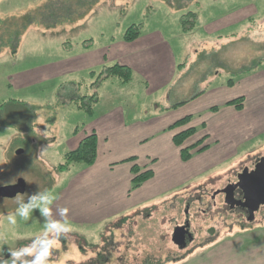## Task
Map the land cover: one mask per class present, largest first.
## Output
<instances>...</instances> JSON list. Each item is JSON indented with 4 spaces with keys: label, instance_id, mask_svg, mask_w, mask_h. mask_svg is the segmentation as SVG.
<instances>
[{
    "label": "rangeland",
    "instance_id": "obj_1",
    "mask_svg": "<svg viewBox=\"0 0 264 264\" xmlns=\"http://www.w3.org/2000/svg\"><path fill=\"white\" fill-rule=\"evenodd\" d=\"M250 1L257 14L241 21V9ZM250 1L92 0L88 5L79 0H0V187L20 179L27 187L22 201L0 198V235H82L87 251L113 241L115 259L125 255L126 264H264V207L248 220L231 212L222 195L212 203L215 192L264 157V135L237 146L231 159L203 172L198 170L204 157L182 164L187 182L148 203L138 218L124 224L67 223L68 230L48 231L50 222L38 209L29 219L17 216L15 224L6 219L32 196L52 193V207L82 165L58 169L70 151L67 141L88 124L90 116L80 98L89 93L86 103L94 105L91 83L97 78L83 75V82L75 73L60 76L59 66L73 60L85 41L93 40L94 50H100L123 39L132 25H141V33L161 28L176 43L178 58H187L172 103L191 102L212 84L237 83L255 69L264 70V0ZM188 11L197 14V26L185 33L179 18ZM227 14V20L218 21ZM219 27L222 30L215 31ZM117 81L103 82L99 97L122 100L114 98L119 95ZM142 98L130 97L139 107L147 103ZM218 145L223 151L231 149L222 140ZM217 156L206 157L211 162ZM188 207L195 241L179 250L171 237Z\"/></svg>",
    "mask_w": 264,
    "mask_h": 264
},
{
    "label": "crops",
    "instance_id": "obj_2",
    "mask_svg": "<svg viewBox=\"0 0 264 264\" xmlns=\"http://www.w3.org/2000/svg\"><path fill=\"white\" fill-rule=\"evenodd\" d=\"M244 6L241 9L244 19L241 21L257 14L251 1ZM180 12H175V15ZM229 15L218 21L227 20ZM210 23L205 26L208 30ZM86 42L73 60H66L59 66V75L75 73L83 82V75L97 78L91 83L95 89L91 96L96 99L92 115L87 114L90 116L88 124L83 130H76L67 141L68 149L73 151L84 138L95 133L98 137L97 160L89 167L80 165L50 207L47 216L50 223L80 226L124 224L131 218H138L148 203L187 182L188 172L180 170L182 164L204 157L198 170L203 172L231 159L237 153V146L264 135V107L260 106L264 105V70L255 69L232 87L227 83L212 84L207 92L175 108L180 103L173 104L171 94L178 81L180 66L187 58L186 54L178 58L174 50L176 43L173 45L161 28L141 33L134 42L113 40L111 45L100 50H94L93 40ZM115 64L127 66L133 72L131 82L122 84L118 80L115 84L119 95L114 98L123 97L118 103L112 101L113 98H100L97 92L100 85L109 80L98 82L97 71ZM137 94L143 96L142 102H147L141 107L139 102L134 103L130 99ZM85 95L90 96L89 93ZM106 96L110 98V95ZM239 97L245 100L243 110L226 106ZM213 107H220V110L212 112ZM187 116L194 117L190 126L201 130L186 145H194L207 137L205 144L210 148L194 155L189 162H183L180 148L173 140L185 127L173 131L168 129ZM220 140L228 143L231 149L221 150L217 146ZM209 154L218 156L210 162L206 157ZM134 166L152 170L154 176L131 192Z\"/></svg>",
    "mask_w": 264,
    "mask_h": 264
},
{
    "label": "trees",
    "instance_id": "obj_3",
    "mask_svg": "<svg viewBox=\"0 0 264 264\" xmlns=\"http://www.w3.org/2000/svg\"><path fill=\"white\" fill-rule=\"evenodd\" d=\"M82 3L91 4L92 0H79ZM94 2V1H93ZM197 14L193 11H188L186 14H183L180 18V24L182 29L185 33H189L192 31L197 25ZM141 25H132L128 28L123 36V40L125 42H134L137 40L141 35ZM248 71V70H247ZM252 71V70H251ZM245 72V71H244ZM243 72V73H244ZM242 73V72H241ZM98 82H101L106 79H117L122 84H127L132 81L133 79V72L132 70L124 65L115 64L110 67H105L98 73ZM227 85L232 87L235 85L233 80H230ZM199 96V95H198ZM196 96L195 98H197ZM95 101L96 97H92ZM83 103L81 104V108L84 109L89 115L93 113V106L91 104L86 103L88 101L89 96H83L80 98ZM194 99V98H193ZM244 98L239 97L235 100H232L226 104V106H234L238 110H243L244 107ZM185 103L178 104L174 106L178 108L179 106L184 105ZM220 107H213L211 109L212 112H218ZM11 113H9L10 115ZM194 120L193 116H187L183 119L177 121L174 125H172L168 130L173 131L180 128H184L181 132L175 135L174 137V144L180 148L181 159L183 162H189L194 155L203 153L210 148L209 145L205 144L207 138L201 139L194 145L187 146L186 143L194 137L198 129L191 127V123ZM188 126V127H187ZM97 150H98V137L95 133L91 134L84 138L81 143L79 144L78 148L73 151L67 152L65 155L64 163L59 165L58 169L60 171H68L71 169L72 166L76 164H82L85 167H89L95 164L97 160ZM134 159H130L129 161H133ZM133 179L131 184V192L134 190L139 189L144 183L151 180L154 176V172L152 170H142L138 166H134L132 169Z\"/></svg>",
    "mask_w": 264,
    "mask_h": 264
},
{
    "label": "flooded vegetation",
    "instance_id": "obj_4",
    "mask_svg": "<svg viewBox=\"0 0 264 264\" xmlns=\"http://www.w3.org/2000/svg\"><path fill=\"white\" fill-rule=\"evenodd\" d=\"M256 164L257 163H255V165ZM253 169L251 170L249 169V170L252 171ZM238 176L235 182L229 183L227 186L238 183ZM15 184L17 183H14L13 185ZM6 186H10V185H6ZM223 190L224 189L220 190L219 192H215L214 195L212 196V203L214 205L216 204V198L218 195L224 196V200H225V194L222 192ZM234 194L237 200L243 199V193L240 189H237ZM1 199H6V198H1ZM226 206L231 212L241 213V215L243 214L245 217H247L248 220H250L249 213L246 209L240 207L235 210H231L228 205ZM263 207L264 206H262L260 209H262ZM189 215H190V208L188 207L184 211V216H185L184 222L179 223L174 227V230H176V228L178 227H186V230L184 231L186 247L182 249L179 246H176L179 250L187 249L189 245L193 244L195 241L194 232L192 231L191 217ZM173 235H175V231H173L172 233V237H171L172 242L174 241ZM13 236L17 239L15 240ZM43 241L55 242L49 256V264H126L127 263L125 261L126 260L125 255H123V257L117 258V260L115 259L113 241L110 242L111 245L109 244V242H107L106 245L107 247L103 249H99V247L95 245L92 246L90 251H87V248L85 247L86 245L85 243H87V240L83 238L82 235H64L62 233H60V235H41V236L35 235V237L33 236L29 237L25 235H19V236L0 235V249H2V255L4 260H12L14 258L12 257L11 252L8 251L9 248H11L13 251H20L23 248H39L41 246V242ZM34 259H35L34 254L33 255L25 254L19 258H16V264H25V262H30Z\"/></svg>",
    "mask_w": 264,
    "mask_h": 264
},
{
    "label": "water",
    "instance_id": "obj_5",
    "mask_svg": "<svg viewBox=\"0 0 264 264\" xmlns=\"http://www.w3.org/2000/svg\"><path fill=\"white\" fill-rule=\"evenodd\" d=\"M240 189L243 193V199L235 198V191ZM26 191V182L20 179L17 184L4 186L0 188V197L13 199L17 194H24ZM225 194V203L231 210L237 208L246 209L250 219L264 206V157L261 158L254 167V170H244L238 176V183L227 186L223 191ZM186 227H178L175 230L174 244L180 248H185Z\"/></svg>",
    "mask_w": 264,
    "mask_h": 264
},
{
    "label": "clouds",
    "instance_id": "obj_6",
    "mask_svg": "<svg viewBox=\"0 0 264 264\" xmlns=\"http://www.w3.org/2000/svg\"><path fill=\"white\" fill-rule=\"evenodd\" d=\"M13 183V181H12ZM56 197L52 193H45L39 196H32L30 202L17 209L15 215H8L6 219L9 223L15 224L17 216L29 219L33 210L38 209L42 216L47 217L50 212V205L53 203ZM24 196L17 194L15 197L16 201H22ZM67 223H49L47 225L48 231H64L68 230ZM54 241H43L39 248H23L20 251H13L11 248L8 249L14 259L4 260L2 255V249H0V264H16V258H19L25 254L35 255V259L25 264H49V256L54 246Z\"/></svg>",
    "mask_w": 264,
    "mask_h": 264
}]
</instances>
